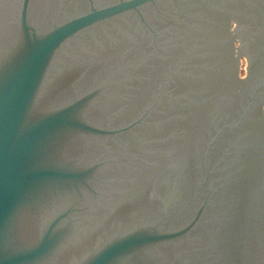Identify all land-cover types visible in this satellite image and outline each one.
Segmentation results:
<instances>
[{
    "label": "water",
    "instance_id": "obj_1",
    "mask_svg": "<svg viewBox=\"0 0 264 264\" xmlns=\"http://www.w3.org/2000/svg\"><path fill=\"white\" fill-rule=\"evenodd\" d=\"M0 264H264V0H0Z\"/></svg>",
    "mask_w": 264,
    "mask_h": 264
},
{
    "label": "rangeland",
    "instance_id": "obj_2",
    "mask_svg": "<svg viewBox=\"0 0 264 264\" xmlns=\"http://www.w3.org/2000/svg\"><path fill=\"white\" fill-rule=\"evenodd\" d=\"M243 62V66H242V70H241V75H245L246 74V66H247V62H246V59L242 60Z\"/></svg>",
    "mask_w": 264,
    "mask_h": 264
}]
</instances>
